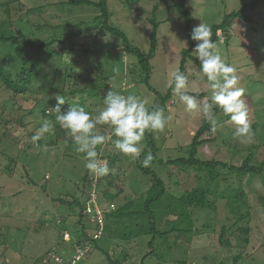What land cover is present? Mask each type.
I'll return each instance as SVG.
<instances>
[{
    "label": "rangeland",
    "instance_id": "obj_1",
    "mask_svg": "<svg viewBox=\"0 0 264 264\" xmlns=\"http://www.w3.org/2000/svg\"><path fill=\"white\" fill-rule=\"evenodd\" d=\"M9 1H12L13 10L9 15L0 8V23L16 36H26L35 42L47 41L65 36L66 33L71 36L70 32L65 31V26L78 24L75 41L96 49L87 54L77 49L71 52V59L77 65L76 75L83 73L86 68L103 67L105 77L108 78V88L96 94L93 100L78 95L72 99L73 103L85 106L86 111L97 115L107 92L112 89L125 95H142L149 99L151 106L163 105V97L167 96L173 82V73L180 68L182 51L189 46L185 20L170 0H143L133 10L125 7L126 0H108L112 24L123 31L135 47L145 52L150 48L153 30L151 13L155 6H159L155 18L161 24L157 51L152 60L150 82L153 91L142 83L137 58L124 52L121 39L111 34L97 36L95 18L100 11L96 7L72 6L66 0H0V3ZM187 2L193 27L203 22L212 28L222 23L226 15L238 11L249 0ZM40 7L41 10L37 11ZM28 11L31 12L28 14ZM10 16L15 21L13 25L9 23ZM254 16L257 22H264V5H259ZM38 24L43 26L40 28ZM232 28L227 35L220 33L222 40L217 45L227 62L237 68L240 86L245 90L244 99L249 108L252 137L250 140L235 137L236 126L230 122L224 123L223 128L215 134L210 131L204 137L208 142L199 148L197 158L203 162L216 161L241 166L249 153L255 152V164L260 162L264 153L259 147L260 141L264 139V50L258 43L262 40L264 30L255 35L241 21H236ZM229 38L232 40L226 43ZM10 46L12 45L0 44V59H4L5 67L12 69L16 75L21 60L15 58L20 56L22 59L25 52L19 44ZM62 47L60 44L55 45L52 48L54 55L46 53L42 58L41 72L33 80L30 89L37 94L29 96L28 100L21 101V97L15 99L21 109H14V100H9L10 102L5 103L7 108L4 110L1 106L7 100L8 92L0 90V112L3 114L0 118V264H42L41 260L48 253L53 258V255L57 256V252L61 251L66 258H70L71 241L76 239L79 232L77 221L80 207L76 205L70 208L59 200L73 201L75 198H83L78 185L89 171L84 167L82 154L75 151L72 138L58 124L54 135H48L34 145L32 136L40 127L41 121H54L55 114L51 113V117L43 118L35 110L34 115H27L39 99L46 102L48 107L57 105L54 97L60 94L58 88L63 85L62 76L70 56V52L64 51ZM114 67L119 68L118 75L114 74ZM185 74L189 78V94H203L202 97L196 96L198 100L210 95L206 78L199 75L197 59L189 60ZM49 83H53L50 88L46 86ZM84 99L86 101L82 102ZM164 106L166 113L173 115L172 121L162 132L146 133L144 140L145 153L149 150L152 152V147L156 149V157L149 167L165 182L167 190L166 197L153 208L158 230L181 229L186 226L177 222L175 217L165 215V211L169 204H175L176 199L187 192L196 188L206 189L212 185L216 187V184H219L218 190L221 192L230 187L236 189L242 183L248 194L251 218L239 226L247 225L251 228L249 246L244 247L240 243L238 231L228 235L231 247L220 245V230L233 223L230 208L234 202L226 204L212 198L216 201L217 208L207 207L196 211L194 232L191 234L175 232L168 238L158 237L152 246L149 245L153 238L151 235L139 236L133 240L105 236L98 242L100 248L81 256L78 264H110L103 251L116 258L122 257L123 252L129 254V260L125 264H234V259L241 255L243 258L238 264H264V207L260 202V196H264V182L255 178L249 184V178L244 177L240 183L236 175H231L228 182L222 180L209 184L206 181L207 173L198 167H187L179 162L167 164L168 161L190 157L193 136L204 118L200 114L187 111L173 91ZM216 113L221 121H228L229 117L222 111L216 109ZM18 119L26 122L27 127L14 122ZM98 127L101 133L111 132L106 125ZM9 131L17 142L12 143L7 136ZM102 151L111 171L104 177L92 174L96 189L91 187V195L99 197L97 205L100 209L111 212L132 202L134 210H138L152 189V177L139 170L136 160L117 152L111 144L102 146ZM31 180L35 182V186L31 184ZM107 186L115 189H110V195L104 193ZM64 220L66 227L61 224ZM84 223L88 233L94 235L95 226L87 218ZM144 223H148L146 218ZM136 224L137 221L130 225L125 220L119 231H136ZM64 228L67 230L64 231ZM153 249L156 255H149ZM54 259L50 264L62 261Z\"/></svg>",
    "mask_w": 264,
    "mask_h": 264
},
{
    "label": "trees",
    "instance_id": "obj_2",
    "mask_svg": "<svg viewBox=\"0 0 264 264\" xmlns=\"http://www.w3.org/2000/svg\"><path fill=\"white\" fill-rule=\"evenodd\" d=\"M15 1L16 0H13V2ZM142 1L143 0H126V2H124V5L126 8L133 10L136 6L142 3ZM11 2L12 1L0 3V8L4 9L5 13H8L9 15L11 14V10H13ZM170 2L178 11V13L184 18L186 23L185 30L187 33L189 46L188 48L182 51V58L179 68L180 72L185 73L189 60H196L195 56L192 54V50L195 47L196 43L191 40V31L194 28L192 24V15L188 8L187 0H170ZM66 3L72 6H94L100 11V14L95 18V23L97 24L98 28L97 36L103 37L105 35L111 34L112 36L121 39L123 42L124 52L126 54L133 55L137 58L138 66L142 75V83H145L148 88L153 91V87L150 82L151 75L153 72L152 60L155 58V54L157 51L158 31L161 24L157 23V20L155 18L159 6H155L151 13V16L153 17L150 18V21L151 23H153V30L150 36V48L147 52H145L140 48L135 47L130 42L128 36L112 24L108 0H99L98 2H93L91 0H66ZM259 5H264V0H249V2L243 3L238 9V11H234L231 14L226 15L222 23L214 25L211 28L212 39L216 43L221 41L222 37L220 36V33H223L225 35L229 34V30L231 31V29H233L232 27L236 21H241L245 25L249 26L250 30L255 33V35H257L259 31L261 32L262 30H264V22H257V20H255L256 17L254 16V12L259 7ZM40 10L41 7L37 9V11ZM30 12L31 11H28V14ZM19 21H22V18H19ZM13 22L15 21L12 19V16H10L9 23L13 25ZM28 22L31 23L30 21ZM31 24L35 25L33 23ZM81 24L83 25L84 22H82ZM77 25L78 24H76L75 26L73 24H68L65 26V31L70 32L71 36L66 33L65 36L52 38L51 40L47 41L35 42L27 38L26 36H16L14 32H10L8 28L3 27V24L0 23V44L12 46L19 44L25 52V55L22 59L20 56L15 58L21 60V66L16 75H14L12 69H9V67H5L4 59H0V90L3 89L8 92V98L7 100H5V102H3V105L1 106L4 110H6L7 108L5 103L10 102L9 100H14V109L19 110L21 109V105L19 106L15 99L21 97V101L28 100L29 96L31 97L34 96V94H37L31 92L30 89L32 87L33 80L41 72L42 58L45 56L46 53L54 55V50H52V48L58 44L63 46L62 48L64 51L70 52L69 60L65 66L66 71L63 74L64 76H62L63 85L60 89L58 88L60 95H62L66 99V103L62 106V110L67 109L68 104L73 103L72 99H74L78 95H83V98L86 96L88 100H91L96 94L103 92L104 89L108 88V78L105 77V70L103 69V67L98 66L96 68H86L82 71L83 73H79L78 75H76L77 65L75 64L74 59H71V52L79 49L87 54L89 51L94 52V50H96L92 46H85L75 41V39L77 38V34L75 33V29L76 27H78ZM37 26L41 28L43 25L38 24ZM45 26L48 27L47 24H45ZM261 38L262 40H259L258 43L260 44L261 49L264 50V35ZM230 40L232 39H227L226 43L230 42ZM67 43L69 45H67ZM11 60L14 59L11 58ZM47 80L50 81L49 79ZM51 85H53V83H49V85L46 86L50 88ZM55 86L56 85H54V87ZM172 91L173 90L171 87L168 91L167 96L165 98L163 97L165 101L161 107L165 108L164 105L171 98ZM195 96L202 97L203 94ZM85 101L86 99H84L82 102ZM55 107L56 106H54L53 108L48 107L46 102L39 99L36 105L34 106V109L30 110L29 114L27 115L32 116L36 111H39L40 115L43 118H48L52 116L51 112H49V109H54ZM2 116L3 114L0 112V118H2ZM14 122L18 123L22 127H27V123L24 122L22 119H18L17 121L15 120ZM210 131V124L207 121L203 120L202 125L193 136L190 157L178 159L175 161H168L167 164L179 162L187 167H198L199 169H201L202 171L204 170L207 173L206 181L209 184H216L222 180L228 182L229 176L231 175H236L237 180L240 183L242 182V179L244 177L249 178V184H251L252 180L255 178H260L264 182V153L260 157V162L256 164L254 163V160L256 158L255 152L249 153V155L245 158L241 166H234L216 161L203 162L199 160L197 158L199 148L207 144L208 141L207 139H204V137ZM7 136L11 138L12 143L17 142V139L15 141V138L12 137L11 131H9ZM263 140L260 141L261 145L259 146L261 147L262 151H264ZM151 153L154 157H156V149L154 147H152ZM145 154L146 153H143L141 157L136 160V163L137 167L142 173L150 175L152 177V189L150 190V193L147 199L143 202L142 206L138 210H134L133 203L128 202L123 207H120L111 212L105 211V209L102 208V212L104 215V231L99 239L96 238L98 232L100 231V225L99 223H97V221L92 222L91 218L88 216L86 217L85 214V208L87 206V203L89 202L88 200H90L91 194L93 193L91 187H93V189H96V187L94 188L93 186L94 181L92 179V174L88 172L87 175L84 177L83 182L78 185V190L82 192L83 198H75L73 199V201H65L62 199L59 200L61 203L67 204L70 208L77 205L81 209L77 221V227L79 228V232L77 233L76 239L71 241L72 246L69 250V252L72 253L71 257H68L69 259L66 258L65 255L61 254L62 251L60 253L57 252V256L56 254L53 255V258L50 257V253H48L47 256H45L41 260L42 264H50L52 262L51 260L54 258H56L54 260L62 259V261H58L57 264H72L73 261L76 260L77 256H79L80 251H84V255H87L92 251L99 249L100 247L98 242L105 236H109V238L115 237L122 240H133V238L139 236L151 235L153 238L150 241L149 245L152 246L158 237L168 238L171 234H174L175 232L191 234L194 232L193 225L195 221L194 215L196 211L206 209L207 207L214 209L217 208L216 201H213L212 198L224 201L226 204L231 201L234 202V205L230 208V212L233 217V223L231 224V226H223L220 230L218 236L220 245H223L228 248L231 247V240L228 238V235L234 234L238 231V233L240 234V243L244 247L249 246L252 232L251 228H249L247 225L239 226L251 218V207L248 200V194L246 193L242 183L240 184L241 186L236 189L230 187V189L224 191L222 190L221 192H219L218 190L219 184H216V187H213L212 185L207 187L206 189L196 188L187 192L180 198H175V204L172 203L167 206L165 215L169 217H175L177 219V222H182L186 226L181 229L179 228L170 229L166 231H159L156 215L153 208L155 205L160 203L163 198L166 197V184L153 171L152 168H150L149 166H142L140 161L144 158ZM101 158L105 159V156L102 155ZM31 184L34 186L36 185L35 182L32 180ZM110 189L115 190L114 187L112 189L111 186H107L104 190V193L110 195ZM120 193H123V191H121ZM120 193L116 194L119 195ZM81 200H83V202ZM97 202L99 204V197L97 198ZM260 202L264 207V196L262 195L260 196ZM86 218L89 220V223L91 225L95 226L96 231L94 235L88 233L87 231V226L84 223ZM145 218L148 220V223L146 224L144 223ZM125 220L129 222L130 225H132L133 222L135 223L137 221L136 231L129 230L120 232L119 227H121V224H123ZM61 224L66 227V220H64V222H61ZM65 230L67 229L64 228V231ZM86 249L88 250L86 251ZM66 252L67 251H65V253ZM103 253H105L108 259L110 260V264H125L130 257L129 254H124V252L121 254L122 257L120 258H116V256L110 257V254L104 251ZM149 255H156L155 250H151ZM242 258V255L237 256L234 259V264H238ZM44 260L46 261V263H44Z\"/></svg>",
    "mask_w": 264,
    "mask_h": 264
},
{
    "label": "clouds",
    "instance_id": "obj_3",
    "mask_svg": "<svg viewBox=\"0 0 264 264\" xmlns=\"http://www.w3.org/2000/svg\"><path fill=\"white\" fill-rule=\"evenodd\" d=\"M191 40L196 42L192 54L199 61V75L206 78L210 95L198 100L195 95L189 94V78L179 70L173 73L171 87L174 95L186 106L187 111L202 115L210 124L213 134L222 129L224 123L230 122L236 126L235 137L250 140L252 129L249 108L237 68L221 55L208 24L201 22L195 26L191 31ZM113 72L118 75L119 68L114 67ZM54 99L57 105L49 112L55 114V119L41 121L32 136L33 144L48 135H54L58 124L72 138L75 151L82 154L84 167L98 177L107 176L111 171L108 161L101 158L102 146L111 144L117 152L137 160L145 153L146 133L164 131L173 119V115L166 113L164 107L151 106L148 98L136 93L125 95L110 89L97 115H92L78 103L68 104L67 109L62 110L66 99L60 94L55 95ZM216 109L229 117L228 121H221ZM101 125L108 126L110 134L101 133L98 127ZM98 148L101 150L98 151ZM154 158L149 150L140 162L142 166L148 167Z\"/></svg>",
    "mask_w": 264,
    "mask_h": 264
},
{
    "label": "built area",
    "instance_id": "obj_4",
    "mask_svg": "<svg viewBox=\"0 0 264 264\" xmlns=\"http://www.w3.org/2000/svg\"><path fill=\"white\" fill-rule=\"evenodd\" d=\"M97 197H95L94 195H91V199L89 200V202L87 203V207L85 208V214L86 216L91 218L92 222H96L99 223L100 225V231L98 232L96 238H100L102 236V233L104 231V215L102 212V208L100 209L99 206L97 205ZM84 253L83 252H79V256H77L76 260L73 261L72 264H77L78 261L81 259V256H83Z\"/></svg>",
    "mask_w": 264,
    "mask_h": 264
}]
</instances>
